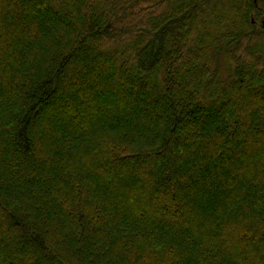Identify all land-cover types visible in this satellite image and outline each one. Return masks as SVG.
<instances>
[{
  "label": "trees",
  "instance_id": "obj_1",
  "mask_svg": "<svg viewBox=\"0 0 264 264\" xmlns=\"http://www.w3.org/2000/svg\"><path fill=\"white\" fill-rule=\"evenodd\" d=\"M36 1L0 0V264H264V0H38L57 40Z\"/></svg>",
  "mask_w": 264,
  "mask_h": 264
},
{
  "label": "rangeland",
  "instance_id": "obj_2",
  "mask_svg": "<svg viewBox=\"0 0 264 264\" xmlns=\"http://www.w3.org/2000/svg\"><path fill=\"white\" fill-rule=\"evenodd\" d=\"M74 4H75V2H72L71 0H65V6H68L69 8H72V7H74ZM44 6H47L46 4H45V2H43V1H41V2H39L38 0L36 1V2H34L33 3V7L36 9V10H38L40 13H41V11H42V13L43 14H46V15H48V17L46 18L47 19V21H46V31L44 32V36H45V39L46 38H48V36H55V38H56V40H57V38H59L58 36L61 34L60 33V31L58 30L59 29V27H57V26H55L53 23L55 22V23H61V24H63L62 23V21L63 20H61V21H56L57 19H55V18H53L52 16H50L51 15V9H46V7H44ZM73 11H75V9H73ZM99 11L100 10H97L95 13H99ZM74 14V16H75V18H78V16H79V14H76V13H73ZM63 19H65L66 20V17H64ZM54 39V38H53ZM30 42H32V43H34L33 44V49H38V47H37V44L36 43H38V41L37 40H30ZM69 44H73V42L71 41V40H69ZM170 46H168V47H170L171 49H172V47H174L173 46V44H169ZM25 54V53H24ZM25 61L26 60H28L27 59V57H26V59H24ZM221 60H223V61H225L226 62V59H224V58H221ZM50 61V60H49ZM81 61V60H80ZM110 61V60H109ZM85 62H88V61H85ZM111 62V61H110ZM112 66L113 65H110V66H108L107 68L106 67H103L102 65L101 66H99L98 68H101L102 70H104V72L106 71V70H108L109 68H112ZM224 67H227L226 65H224ZM187 68H188V70H189V68H190V65H187L186 66V68H185V71L187 70ZM107 72H109V71H107ZM119 73H117V75H118ZM71 75V74H70ZM121 81V80H120ZM161 82V81H160ZM131 86L133 85H135V82L134 81H131L130 83H129ZM158 85L159 86H162L163 84L162 83H158ZM75 88V86L74 85H72L71 86V91L73 90ZM160 87H158V91L160 92V89H159ZM70 91V92H71ZM154 94L156 95L157 94V92H154ZM54 108V107H53ZM53 108H51V110L53 109ZM121 109H119V110H116V111H118L117 112V115H119L120 113H127L126 111H120ZM102 112H103V110H101ZM51 112V111H50ZM199 120H201V119H199ZM199 120H198V122H199Z\"/></svg>",
  "mask_w": 264,
  "mask_h": 264
}]
</instances>
